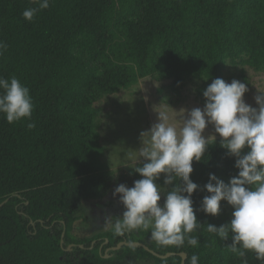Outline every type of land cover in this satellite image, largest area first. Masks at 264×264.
Segmentation results:
<instances>
[{
	"label": "trees",
	"instance_id": "1",
	"mask_svg": "<svg viewBox=\"0 0 264 264\" xmlns=\"http://www.w3.org/2000/svg\"><path fill=\"white\" fill-rule=\"evenodd\" d=\"M30 7L32 0H0V41L8 45L0 77L15 76L30 89L35 123L29 129L28 120L8 123L0 114V204L10 198L0 207V264H182L180 253L187 254L186 264L192 255L198 264H264L252 252L244 258L233 253L231 234L225 241L207 231V224L231 222V205L222 201L216 216L199 210L210 195L202 190L210 173L228 183L239 172L221 138L193 161L191 179L200 186L193 208L202 225L189 235L197 246L187 240L158 245L151 229H110L85 239L73 234L83 203L105 201L115 186L133 187L143 178L133 168L105 170L94 103L157 77L201 80L196 93L205 105L204 90L224 78L229 62L264 73V0H51L29 22L22 13ZM164 178L157 181L161 205L175 186ZM106 203L122 217L119 197ZM124 241L174 255L113 249Z\"/></svg>",
	"mask_w": 264,
	"mask_h": 264
},
{
	"label": "clouds",
	"instance_id": "2",
	"mask_svg": "<svg viewBox=\"0 0 264 264\" xmlns=\"http://www.w3.org/2000/svg\"><path fill=\"white\" fill-rule=\"evenodd\" d=\"M35 7L22 13L31 22L40 12L50 7L51 0H32ZM8 45L0 41V55ZM248 91L245 83L233 79L230 83L216 78L203 92L206 103L203 108L177 111L179 125L163 108L154 107L157 122L140 133L141 147L126 153L135 165L133 170L143 178L134 181L133 187L119 184L113 196L119 197L125 211L122 217H106L105 225L116 234L137 229H151L152 239L161 246H182L187 240L198 245V238L189 235L202 225L193 208L192 195L200 186L191 179L193 161L200 162L217 135L227 155L236 157L238 175L228 183L215 174H209V182L203 186L210 195L203 197L200 211L216 216L221 202L234 208L233 218L219 227L207 224V231L227 241L231 234L230 250L244 258L247 252L264 261V91L258 90L255 101L258 107L247 104L244 96ZM159 106V105H158ZM34 102L30 89L11 76L0 77V114L8 123L28 120L31 122ZM212 125L215 134L205 136ZM247 148L245 153L243 150ZM142 166H139L141 165ZM164 174V184L172 187L161 205V188L157 183ZM163 195V196H165ZM199 257L192 255L190 264H198ZM243 264L247 260L243 259Z\"/></svg>",
	"mask_w": 264,
	"mask_h": 264
},
{
	"label": "rangeland",
	"instance_id": "3",
	"mask_svg": "<svg viewBox=\"0 0 264 264\" xmlns=\"http://www.w3.org/2000/svg\"><path fill=\"white\" fill-rule=\"evenodd\" d=\"M108 37L107 33H102ZM226 82L233 79L245 83L248 91L244 99L252 107H258L255 96L259 91H264V73L257 72L249 66L229 62L224 73ZM201 80H187L174 82L173 80H160L157 77H146L140 79L137 84L128 89L107 95L94 103L98 125L99 141L103 148L100 161L105 170L120 174L126 172L133 164L126 153L138 150L141 147L140 133L150 129L157 122L158 114L154 107L163 108L173 117L170 123L179 125L181 109L191 110L204 104L197 98V88ZM159 105V106H158ZM215 134L214 127L209 125L204 135ZM217 135V139L220 137ZM216 139V140H217ZM107 200L100 203L85 202L83 211L79 214L74 225L73 234L79 239L93 238L110 230L104 224L106 217H113L119 211L109 208L107 201L116 199L113 192Z\"/></svg>",
	"mask_w": 264,
	"mask_h": 264
},
{
	"label": "water",
	"instance_id": "4",
	"mask_svg": "<svg viewBox=\"0 0 264 264\" xmlns=\"http://www.w3.org/2000/svg\"><path fill=\"white\" fill-rule=\"evenodd\" d=\"M9 200H10V198H8L4 202H2L0 204V207H2ZM124 245H126V246H132V247H143L145 250H147L150 253H152L155 257H158V258H161V259H166V258L174 255V253H168L166 255L159 254V253L151 250L146 244H143L142 242H138V241H136V242H127V241H124V242H121L117 247H114L113 249L114 250H118V249H120ZM179 255L182 257V264H186L187 254L186 253H180Z\"/></svg>",
	"mask_w": 264,
	"mask_h": 264
}]
</instances>
